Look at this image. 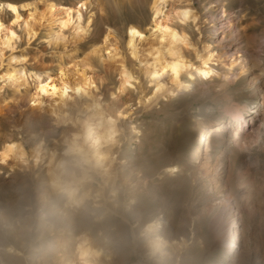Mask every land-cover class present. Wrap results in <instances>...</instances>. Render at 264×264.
Listing matches in <instances>:
<instances>
[{
    "label": "rangeland",
    "instance_id": "374dc122",
    "mask_svg": "<svg viewBox=\"0 0 264 264\" xmlns=\"http://www.w3.org/2000/svg\"><path fill=\"white\" fill-rule=\"evenodd\" d=\"M6 1L26 5L14 13L3 7ZM148 2L0 0V264H264V127L248 112L242 137L230 147L222 132L198 140L213 122L228 120L251 101L245 80L234 77L239 67L229 66L244 52L237 47L241 33L251 48L264 47V0H220L224 6L169 0L158 20L184 26L182 51L193 67L209 54L205 46L220 52L206 63L218 75L196 77L189 91L150 104L153 87L125 47L129 24L143 29L139 49L150 39ZM187 4L197 25L173 18ZM122 61L137 76L125 88L117 69ZM60 68L76 77L84 69L89 93L117 116L110 167L66 153L72 122L58 123L47 110L57 94L38 92L40 84L60 82ZM68 95L73 110L79 108L72 90ZM197 119L201 129H195ZM5 144L13 145V154L2 156ZM171 165L177 169L170 171ZM57 167L62 178L86 171L87 178L72 186L74 204L67 190L50 182L49 171ZM155 219L166 243L149 257L140 232ZM227 224L233 227L229 250L222 240ZM82 233L97 256L78 253Z\"/></svg>",
    "mask_w": 264,
    "mask_h": 264
},
{
    "label": "bare ground",
    "instance_id": "6f19581e",
    "mask_svg": "<svg viewBox=\"0 0 264 264\" xmlns=\"http://www.w3.org/2000/svg\"><path fill=\"white\" fill-rule=\"evenodd\" d=\"M168 1L169 0H149L148 3L152 14L150 20V39L148 38L149 40L145 42V46L142 49H139L138 46L144 38L143 29L133 24H129L126 27V50L132 56L133 60L138 63V75H143L153 87L151 94L146 99L148 104L156 102L161 98L168 99L180 92L189 91L193 87L196 77L209 79L218 75L217 69H214L211 66H206V63L219 59L220 52L217 51L213 53V50L209 49V45L205 46L204 49H206V53L209 54H206V57L204 56L202 59L200 58L201 65L193 67V63L188 61L182 51V45L188 44V41H186L188 36L184 26L163 24V20H158L163 13L165 4ZM219 1L220 0H218V2ZM220 3L221 2H219V4ZM2 4L5 9H9L14 13H16L19 6L23 7L26 5H19L10 1L3 2ZM221 6H224V3H221ZM238 12L241 13L240 10H238ZM208 13H210L211 18L212 9L210 12L208 11ZM34 15L35 13L31 14V20L34 18ZM39 15V19H41L44 14L39 13ZM79 16L80 15H77L78 19ZM173 18L176 22L184 24L189 21L192 23L197 21L195 23L196 25L199 20L197 13L190 4L182 6L175 12ZM216 21L221 23L219 22L220 19H216ZM62 23L65 25L66 21ZM0 25L3 26L1 19ZM2 28H0V30ZM32 29L33 28L30 27L28 30V34L31 36L33 31ZM11 39L12 38L10 37L7 38V46H9ZM238 39L240 41L238 42L239 44L237 47L244 49V52L240 54V61L238 63L233 65V62H231L229 69L234 70L235 67H239L238 71L233 73L234 77H240L245 80L250 93L251 101L247 105L241 106L239 108V112H237L236 115H231L228 120L213 122L207 132L208 136L201 133L198 134L199 142H201V140L211 138L215 132H222L224 133L226 140H228L226 146L235 143L237 141H235V137H242L241 132H244L245 127L242 124L243 121H241V118L244 120L245 115L248 112L255 114V117H253L252 120L253 123L257 121L260 126L264 127V54L262 53L264 51V47L262 46L257 48L252 46L251 48L252 43L250 42V39L247 38L246 34L241 33ZM172 68H176L178 74H174L171 71ZM117 69L121 77V88L131 85L132 80L137 79L135 72L123 61ZM15 74H17L16 70H14V74H10L9 76L13 77ZM156 74H161L162 78L154 79L153 77ZM90 82L91 80L86 76L84 69H82L81 74L76 77L73 73H66L64 72V69L60 68V82L55 83L53 80H49L47 83L45 82L44 84H40L38 92L43 93L51 90L52 94H57L58 101L54 104L50 103L51 105L47 107V110L56 116V121L58 123L65 122L66 120H70L72 122L75 130L68 140L64 139L67 143L66 153L75 152L78 160L85 162L87 165L95 166L102 163L105 165L108 164L110 167L114 158L109 145L114 143V135L116 132L115 120L118 118L114 111L108 112L102 109L99 101L92 97L89 93ZM157 89H160V91H157ZM68 90H72L74 99L76 98L78 101L80 100V106L75 110H73L72 104L69 102ZM141 93L144 94L143 90H141ZM87 96L90 99L87 98ZM28 98V101L35 100L32 96H29ZM38 108H40V104H38ZM201 123L202 121L197 119L195 129H201ZM231 129H234L232 134L230 131ZM257 141L258 140L255 141V144L259 147L260 143ZM103 144L106 147H102ZM247 149L252 150V147L247 146ZM10 153H14L13 145L5 144L1 151L2 156H7ZM54 155L55 150L52 151L51 160ZM60 164H62V162H58V166ZM59 167L49 171L50 182L53 184L54 189L67 190L69 194L67 202L74 204L75 202L72 200V194L76 188L72 190V186L77 185L79 182L87 178L86 171L82 170L79 175H68L67 177L62 178L58 169ZM176 169L177 166L175 165H171L169 168L170 171H174ZM228 225L229 224H227V228L225 227L226 230L223 228L224 232L222 240L229 250L231 248L229 231H232L233 227ZM160 226V220L155 219L145 223L141 229L140 235L146 238L145 250L148 252L149 257L160 252L165 246L166 242L158 231ZM79 240L80 243L77 246V251L83 258L86 259V256L89 254H92L93 257L97 256L96 252L91 251V248L85 247L86 242L88 241L86 234L82 233ZM84 264H96V262L87 261Z\"/></svg>",
    "mask_w": 264,
    "mask_h": 264
},
{
    "label": "snow or ice",
    "instance_id": "6c2138e0",
    "mask_svg": "<svg viewBox=\"0 0 264 264\" xmlns=\"http://www.w3.org/2000/svg\"><path fill=\"white\" fill-rule=\"evenodd\" d=\"M79 7L83 8L84 5L81 4V5H79ZM12 23L15 24L16 21L13 20ZM2 27H3V26L0 25V28H2ZM14 35H15V33H13V36H14ZM166 71H167V70H166ZM171 71H172L174 74H178L176 68H172ZM153 78H154V79H161V78H162V75H161V74H156ZM157 91H160V89H157Z\"/></svg>",
    "mask_w": 264,
    "mask_h": 264
}]
</instances>
